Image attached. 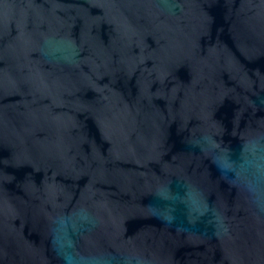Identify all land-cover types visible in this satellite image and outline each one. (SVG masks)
Returning <instances> with one entry per match:
<instances>
[{
    "label": "water",
    "instance_id": "obj_1",
    "mask_svg": "<svg viewBox=\"0 0 264 264\" xmlns=\"http://www.w3.org/2000/svg\"><path fill=\"white\" fill-rule=\"evenodd\" d=\"M0 264H264V0H0Z\"/></svg>",
    "mask_w": 264,
    "mask_h": 264
}]
</instances>
